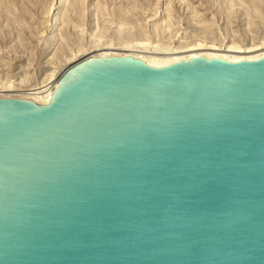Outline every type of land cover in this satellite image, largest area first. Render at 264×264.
Here are the masks:
<instances>
[{"label":"water","instance_id":"95a60500","mask_svg":"<svg viewBox=\"0 0 264 264\" xmlns=\"http://www.w3.org/2000/svg\"><path fill=\"white\" fill-rule=\"evenodd\" d=\"M57 82L0 98V264H264V58Z\"/></svg>","mask_w":264,"mask_h":264},{"label":"bare ground","instance_id":"6f19581e","mask_svg":"<svg viewBox=\"0 0 264 264\" xmlns=\"http://www.w3.org/2000/svg\"><path fill=\"white\" fill-rule=\"evenodd\" d=\"M137 2L47 0L39 22L29 26L34 46L18 36L23 53L27 46L32 51L13 68L14 78L0 74V98L49 104L59 72L87 57L134 55L155 67L200 56L229 62L264 58V0H201L198 6H208L209 14L198 11L192 0H155L138 9ZM174 4L182 9L179 17ZM12 11H6L7 23ZM38 46L43 51L36 66ZM1 66L11 69L12 64L0 57Z\"/></svg>","mask_w":264,"mask_h":264},{"label":"rangeland","instance_id":"374dc122","mask_svg":"<svg viewBox=\"0 0 264 264\" xmlns=\"http://www.w3.org/2000/svg\"><path fill=\"white\" fill-rule=\"evenodd\" d=\"M47 0H0V57L4 58L8 64H12L11 69H4V66L0 67V74L8 73V77H13L15 74V70L13 69L20 62H24L28 57V54L32 51L28 46H34L33 39L30 38L29 32L31 28L30 24L34 23L36 25L40 20V7ZM128 2L132 0H127ZM138 1L136 6L137 9L141 7L142 4L145 6L147 3H153L155 0H136ZM193 4L196 6V9L202 13L209 14L208 6L200 5L201 0H192ZM16 8V9H15ZM13 10L10 13V17L12 19L7 23L6 22V11ZM173 14L175 17H179L182 13V9L178 4L173 5ZM133 15L138 17L140 15L139 10H134ZM7 23V24H6ZM18 36H20V41L28 44L27 46V54L23 53L22 48L19 46ZM16 43V46L12 47V45ZM42 46H38L35 50L37 55H39V60L35 63L38 66L40 61V54L42 53ZM14 78V77H13Z\"/></svg>","mask_w":264,"mask_h":264}]
</instances>
